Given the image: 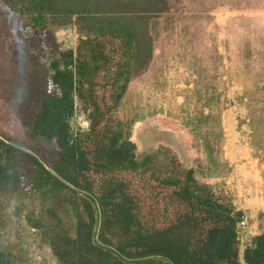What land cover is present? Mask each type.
Wrapping results in <instances>:
<instances>
[{
  "label": "trees",
  "instance_id": "16d2710c",
  "mask_svg": "<svg viewBox=\"0 0 264 264\" xmlns=\"http://www.w3.org/2000/svg\"><path fill=\"white\" fill-rule=\"evenodd\" d=\"M169 10L168 0H0V117L22 126L0 134L95 194L100 238L121 252L97 243L92 196L0 138V207H14L55 264H264V232L244 240L241 210L164 148L140 151L135 118L115 115L152 57L151 19ZM60 28L74 30L73 48H60ZM261 103L251 126L264 121ZM220 104L219 93L204 97V107ZM219 115L202 110L188 122L205 127ZM0 264H28L1 234Z\"/></svg>",
  "mask_w": 264,
  "mask_h": 264
},
{
  "label": "rangeland",
  "instance_id": "374dc122",
  "mask_svg": "<svg viewBox=\"0 0 264 264\" xmlns=\"http://www.w3.org/2000/svg\"><path fill=\"white\" fill-rule=\"evenodd\" d=\"M168 1L170 10L151 19L152 57L131 79L115 115L135 118L132 139L140 151L164 148L241 210L245 240L264 232V121L249 125L264 101V0ZM55 35L61 49L75 46L72 28ZM218 93L220 106L204 107V97ZM202 110L220 115L205 127L188 122ZM78 123L88 125L83 114ZM0 126L10 134L22 130L10 115L0 117ZM13 208L0 207L2 243L28 264H55Z\"/></svg>",
  "mask_w": 264,
  "mask_h": 264
},
{
  "label": "water",
  "instance_id": "95a60500",
  "mask_svg": "<svg viewBox=\"0 0 264 264\" xmlns=\"http://www.w3.org/2000/svg\"><path fill=\"white\" fill-rule=\"evenodd\" d=\"M0 138H2L3 140H5L8 144L12 145L13 147H16L18 149H21L33 156H35L44 166L45 168L51 172L55 177H57L60 181H62L64 184H66L67 186H69L70 188L72 189H75V190H78V191H81L85 194H88L90 196H92L95 200V203L97 205V208H98V211H99V223H98V228H97V232H96V241L98 244L102 245V246H105V247H108V248H111L115 251H117L118 253H121L119 250H117L116 248L110 246V245H107L105 243H103L101 241V239L99 238V233H100V226H101V208H100V204H99V201L89 192L77 187L76 185H74L73 183H71L70 181H68L66 178H64L63 176H61L56 170H54L50 165H48L36 152H34L33 150L27 148V147H24L4 136H2L0 134ZM123 255V254H122ZM124 256V255H123ZM125 258L129 259V260H145V259H150V258H155V257H158V255H152V256H146V257H140V258H128L126 256H124ZM174 264V263H173Z\"/></svg>",
  "mask_w": 264,
  "mask_h": 264
},
{
  "label": "built area",
  "instance_id": "2783aa9c",
  "mask_svg": "<svg viewBox=\"0 0 264 264\" xmlns=\"http://www.w3.org/2000/svg\"><path fill=\"white\" fill-rule=\"evenodd\" d=\"M244 226H245V222L242 220V221L240 222V227L243 228Z\"/></svg>",
  "mask_w": 264,
  "mask_h": 264
}]
</instances>
